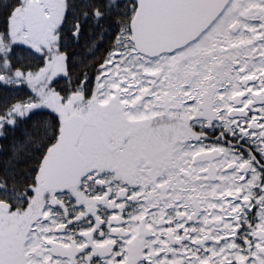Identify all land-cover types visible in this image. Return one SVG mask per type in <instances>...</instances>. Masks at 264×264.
<instances>
[{"label":"snow or ice","instance_id":"1","mask_svg":"<svg viewBox=\"0 0 264 264\" xmlns=\"http://www.w3.org/2000/svg\"><path fill=\"white\" fill-rule=\"evenodd\" d=\"M0 264H264V0H0Z\"/></svg>","mask_w":264,"mask_h":264}]
</instances>
